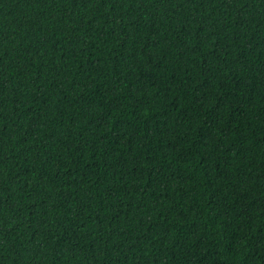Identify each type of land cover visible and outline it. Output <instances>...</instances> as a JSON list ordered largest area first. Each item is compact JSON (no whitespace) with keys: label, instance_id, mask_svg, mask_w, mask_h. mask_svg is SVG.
I'll return each mask as SVG.
<instances>
[{"label":"trees","instance_id":"obj_1","mask_svg":"<svg viewBox=\"0 0 264 264\" xmlns=\"http://www.w3.org/2000/svg\"><path fill=\"white\" fill-rule=\"evenodd\" d=\"M0 264H264V0H0Z\"/></svg>","mask_w":264,"mask_h":264}]
</instances>
